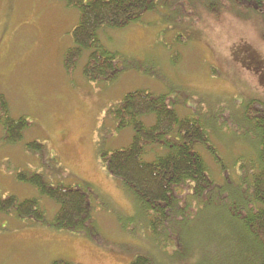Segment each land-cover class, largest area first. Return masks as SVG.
<instances>
[{"label": "rangeland", "instance_id": "obj_1", "mask_svg": "<svg viewBox=\"0 0 264 264\" xmlns=\"http://www.w3.org/2000/svg\"><path fill=\"white\" fill-rule=\"evenodd\" d=\"M158 11L122 29L98 30L125 70L111 81L92 82L82 74L87 50L72 69L64 65L76 9L61 0H0V96L11 117L27 122L12 144L0 123V197H37L51 219L56 205L16 181L17 172H41L54 184L85 182L93 189L97 234L106 243L0 214V264H128L138 251L158 264H224L227 244L240 243V230L226 227L227 211L207 205L191 211L184 226L176 224L185 227L179 231L191 248L188 259L179 260L170 245L162 252L132 197L100 165L99 151L125 147L132 136L129 128L116 131L106 112L139 89L165 94L178 117L204 125L220 159L201 152L218 183L225 182L222 171L236 180L239 158H255L258 144L242 115L246 101L264 102V17L230 0H167ZM142 121L150 124L152 117ZM29 142L43 144L46 155L26 150ZM146 152L150 160L159 153L154 146Z\"/></svg>", "mask_w": 264, "mask_h": 264}, {"label": "trees", "instance_id": "obj_2", "mask_svg": "<svg viewBox=\"0 0 264 264\" xmlns=\"http://www.w3.org/2000/svg\"><path fill=\"white\" fill-rule=\"evenodd\" d=\"M61 1L78 12L77 23L70 33L73 46L65 51L64 65L72 69L82 51L87 50L82 74L86 80L95 82L111 81L125 70L124 59L103 47L98 30L136 24L145 13H158L167 0ZM230 1L264 17V0ZM168 98L139 89L127 92L108 109L106 119L115 130L129 128L132 136L125 147L99 151L101 167L132 197L147 233L162 252L170 245L176 249L174 253L179 260L185 262L192 252L180 233L185 227L176 224L182 222L184 226L191 211L200 212L203 206L215 205L227 211L226 227L241 232L240 243L234 247L227 244L224 264H264V102L251 99L243 107V123L258 144L255 158L246 161L239 158L235 165L236 180L222 171L226 179L220 184L201 152L209 153L215 161L220 159L204 125L194 118L178 117ZM147 116L152 117L150 124L142 121ZM0 123L6 143L21 140L27 122L9 115L4 96H0ZM148 146L159 151L152 160L144 158ZM25 148L39 156L46 155L48 150L39 142H29ZM15 179L34 188L40 198L52 201L56 210L50 219L37 197L19 199L7 195L0 197V214H13L25 222L87 236L106 245L97 234L91 185L81 181L73 185L50 183L41 172L35 171H19ZM205 248L208 250L209 246ZM53 264L72 263L58 260ZM128 264L158 262L150 254L138 251Z\"/></svg>", "mask_w": 264, "mask_h": 264}]
</instances>
